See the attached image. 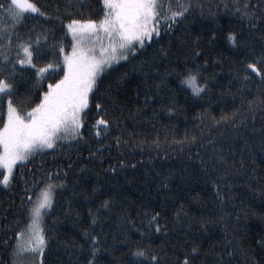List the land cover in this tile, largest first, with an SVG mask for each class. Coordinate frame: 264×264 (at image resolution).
Segmentation results:
<instances>
[{
    "label": "trees",
    "instance_id": "trees-1",
    "mask_svg": "<svg viewBox=\"0 0 264 264\" xmlns=\"http://www.w3.org/2000/svg\"><path fill=\"white\" fill-rule=\"evenodd\" d=\"M35 2L44 16L29 13L18 23L0 9V25L6 26L0 43L9 49L0 48L7 56H0V77L12 85L9 94L0 93V115L9 95L23 111L39 102L47 84L63 75L62 69L47 70L37 78L36 70L59 60V46L71 48L64 25L71 19H99L104 10L101 0ZM184 2L193 6L170 31L162 26L158 39L101 73L90 93L83 139L37 152L15 166L8 187L0 185V264L15 263L16 233L29 221V200L49 182L57 187L40 223L45 236L41 264H85L80 246L88 245L82 231L91 224L89 210L95 212L99 203L92 196L96 185L114 197L94 225L93 234L106 249L101 264H131L130 253L137 248L158 256L159 264H175L177 254L182 258L184 253L190 259L194 255V264H264V109L248 103L264 98V81L255 75L247 81L237 78L244 75L243 63L254 59L248 50L258 55L264 46V19L249 24L241 16L245 0ZM0 3L8 6V0ZM230 31L237 35L235 46L225 39ZM37 35L41 55L32 58L37 68L16 63L23 57L17 55L19 41H34ZM185 69L197 72L207 85L201 95L180 85ZM98 100L112 125L100 138L91 127ZM98 144L105 147L98 150ZM120 159L123 168L104 171ZM162 177H168L167 186ZM145 210L160 214L151 226ZM193 246L195 254L190 253Z\"/></svg>",
    "mask_w": 264,
    "mask_h": 264
},
{
    "label": "snow or ice",
    "instance_id": "snow-or-ice-1",
    "mask_svg": "<svg viewBox=\"0 0 264 264\" xmlns=\"http://www.w3.org/2000/svg\"><path fill=\"white\" fill-rule=\"evenodd\" d=\"M101 3L104 10L99 19H71L64 25L72 37V47L66 50L63 46H59L58 61L49 62L37 68L32 58L34 53L36 56L41 55L40 36L37 35L34 41L31 37L27 41H19L17 55L22 53L23 58L18 59L16 63L28 64L37 68V78H40L47 70L62 69L63 75L54 83H48L47 90L40 94L39 102L27 108L26 111L19 110L9 95L6 110H3L0 115V121H2L0 123V185L8 187L13 179L14 166L18 162L27 160L35 152L53 149L60 139L72 141L83 139L82 124L86 110L89 109L90 93L97 89L101 73L115 61L127 60L129 53L136 54L138 47L143 49L154 37L158 39L162 26L165 27L166 32L170 31L171 25L186 15L188 9L193 6L191 3L186 4L184 0H101ZM0 9H3L17 23L29 13L44 16L35 0H8V6L5 7L3 3H0ZM240 10L241 16L247 19L249 24L252 20H262L264 19V0H258V3L245 0V3L240 5ZM252 26L255 27V25ZM5 28V25H0V32H3ZM214 36L215 33H213ZM2 39L3 36L0 35V40ZM225 39L235 46L237 35L230 31ZM97 41L103 42L97 43ZM47 42L48 37L45 35L44 43L47 44ZM7 43L9 45L11 43L10 32ZM52 47L55 49L57 45L54 43ZM0 48L4 52L9 50L3 43H0ZM248 51L254 59L243 63L244 75L237 78L247 81L255 75L264 81V46L258 55L252 49ZM0 56L7 59L3 52H0ZM134 70L143 71L141 67H135ZM151 71L155 72L156 69L152 68ZM167 75L168 73H165V76ZM233 75L236 76L235 73ZM144 76L145 85L150 87L147 85L148 73L144 72ZM180 85L190 89L194 95H201L207 87L205 83L200 82L198 73L192 69L184 70ZM11 88L12 85L5 78L0 77V93L9 94ZM151 99L150 96L145 97L146 101ZM248 103L253 107L259 104L264 109V98L259 101L249 100ZM95 108L97 112L91 127L94 129L95 136L100 138L108 134L112 125L107 118V109L99 100ZM167 111L172 112L173 109L169 107ZM114 140L119 149L121 138L116 136ZM152 143L157 148L159 147L157 141L153 140ZM176 143L182 144L183 142L177 141ZM104 147L105 144L97 145L98 150ZM89 155L95 157L96 152H90ZM99 159L103 161L104 156L101 155ZM124 166L123 159L112 160L104 171L115 173L118 168ZM81 167L83 168L84 165ZM48 175L51 181V174ZM97 175L99 176V172ZM161 182L167 186L168 177H162ZM63 186L64 181H61L59 187ZM55 187L57 185L49 182L41 188L37 203L29 200L31 207L28 210L29 221L25 229L28 234L25 246L33 253L44 250L45 236L39 227V220L41 209L49 207L52 203V192ZM213 187L217 185L214 184ZM98 188L99 185L93 187L92 196L98 199L99 203L95 212L89 210L92 221L89 227L82 231L85 243L88 245L86 249L83 245L80 246L87 256L85 264H101V256L106 251L100 246L99 236L93 234L94 225L102 213L110 210L114 197L110 198L107 194L98 191ZM100 197L103 199H99ZM159 215V212L149 215L148 210H145V222L151 226ZM128 223L133 224V220H128ZM159 228L160 226L157 225V230ZM21 235V232L16 233L17 238ZM196 252L197 248L193 246L190 253L195 254ZM130 255L133 258L131 264H159L160 258L154 254L149 255L143 248L133 250ZM194 258L193 255L190 259L189 253H184L182 258L180 254H177L175 264H194Z\"/></svg>",
    "mask_w": 264,
    "mask_h": 264
},
{
    "label": "rangeland",
    "instance_id": "rangeland-1",
    "mask_svg": "<svg viewBox=\"0 0 264 264\" xmlns=\"http://www.w3.org/2000/svg\"><path fill=\"white\" fill-rule=\"evenodd\" d=\"M71 40H72V37H71ZM103 41H97V43H101ZM72 47V46H71ZM23 58V57H22ZM120 60V59H119ZM118 61V60H117ZM116 62V61H115ZM114 62V63H115ZM113 64V63H112ZM21 65V64H20ZM23 66H30L28 64H24ZM110 66V65H109ZM60 141H68V139H60L58 140L57 142H60ZM43 150H46V149H43ZM43 150H40V151H43ZM40 151H37V152H40ZM37 152H35L34 154H36ZM33 154V155H34ZM31 155V156H33ZM30 156V157H31ZM29 157V158H30ZM28 158V159H29ZM26 161V160H25ZM24 162V161H23ZM20 163V162H18ZM17 163V164H18ZM16 166V165H15ZM14 166V168H15ZM14 168H13V171H14ZM40 195V191L36 194V196L33 198V203H37L38 202V199L37 197ZM49 207H46V208H43L41 209V217H40V220H39V227L41 228V219H42V214L43 212L48 209ZM27 226H28V223H27ZM26 226V228H27ZM25 228V229H26ZM25 229L21 232L22 235L20 238L17 239V242H16V246H15V249H14V255H15V263L14 264H41V258H42V252H36V253H33L31 251L30 248L26 247L25 246V242L26 240L28 239V234L27 232L25 231Z\"/></svg>",
    "mask_w": 264,
    "mask_h": 264
}]
</instances>
